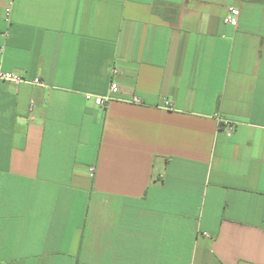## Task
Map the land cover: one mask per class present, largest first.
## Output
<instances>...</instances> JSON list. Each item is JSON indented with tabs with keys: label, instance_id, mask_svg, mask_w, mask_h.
<instances>
[{
	"label": "crops",
	"instance_id": "crops-1",
	"mask_svg": "<svg viewBox=\"0 0 264 264\" xmlns=\"http://www.w3.org/2000/svg\"><path fill=\"white\" fill-rule=\"evenodd\" d=\"M0 69V264H264L263 3L0 0Z\"/></svg>",
	"mask_w": 264,
	"mask_h": 264
},
{
	"label": "built area",
	"instance_id": "built-area-1",
	"mask_svg": "<svg viewBox=\"0 0 264 264\" xmlns=\"http://www.w3.org/2000/svg\"><path fill=\"white\" fill-rule=\"evenodd\" d=\"M10 14H11V7L8 6L5 8V19L9 21L10 19ZM239 15L240 11L237 7L235 6H230L228 7V11L224 16V22L231 24L233 26H237L239 22ZM4 35H7V32H4ZM3 49V48H1ZM117 68L113 67L111 72L112 74L117 73ZM0 79L6 80L9 82H12L14 84H20V83H28L32 85H39V86H45L44 80L40 77H34V78H25L21 76L20 74H17L12 71H7L0 69ZM119 90L118 85L116 81H111L110 86H109V91L107 94L104 95H96V94H86V99L90 100L92 99L97 105L99 106H106L113 98V95L117 93ZM133 102H140V100L137 97H134L132 99ZM170 105L169 102H166V106ZM232 126L228 127V130H231Z\"/></svg>",
	"mask_w": 264,
	"mask_h": 264
},
{
	"label": "trees",
	"instance_id": "trees-1",
	"mask_svg": "<svg viewBox=\"0 0 264 264\" xmlns=\"http://www.w3.org/2000/svg\"><path fill=\"white\" fill-rule=\"evenodd\" d=\"M255 1H258L260 3H263L264 4V0H255Z\"/></svg>",
	"mask_w": 264,
	"mask_h": 264
}]
</instances>
